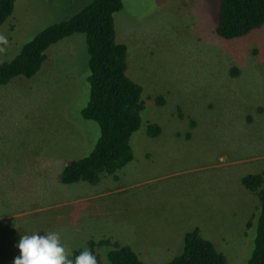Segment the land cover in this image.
<instances>
[{
  "label": "rangeland",
  "instance_id": "374dc122",
  "mask_svg": "<svg viewBox=\"0 0 264 264\" xmlns=\"http://www.w3.org/2000/svg\"><path fill=\"white\" fill-rule=\"evenodd\" d=\"M90 2L16 0L0 25V65ZM121 2L115 40L143 102L132 160L97 184L59 181L100 134L81 117L89 94L83 34L50 46L32 78L0 85V215L10 218L0 219V264H14L23 235L49 231L73 251L109 239L143 264H164L194 229L226 264H246L259 205L240 180H264V25L224 40L215 32L220 0ZM151 125L159 127L153 138ZM107 251L96 250L101 264Z\"/></svg>",
  "mask_w": 264,
  "mask_h": 264
},
{
  "label": "trees",
  "instance_id": "16d2710c",
  "mask_svg": "<svg viewBox=\"0 0 264 264\" xmlns=\"http://www.w3.org/2000/svg\"><path fill=\"white\" fill-rule=\"evenodd\" d=\"M16 0H0V25L12 14ZM215 32L224 40L246 36L264 25V0H220ZM122 9L121 0H91L70 18L50 25L24 44L15 57L0 65V85L16 77L32 78L46 59L45 51L60 40L83 34L88 54V102L81 117L94 121L99 137L88 156L71 160L63 168L59 181L63 185L79 182L97 184L100 176H112L132 160L130 138L140 127L141 88L126 76V48L115 40L113 16ZM232 75L237 70H232ZM162 103L158 98L157 104ZM159 127L151 125L147 134L153 138ZM263 175L241 178L244 189L256 195L254 247L246 264H264V188ZM250 227V223H248ZM87 248H108V264H143L128 247L109 239L90 240ZM73 251V255H78ZM97 255V254H96ZM98 260L99 257L97 256ZM164 264H226L225 257L194 229L183 237L182 252Z\"/></svg>",
  "mask_w": 264,
  "mask_h": 264
},
{
  "label": "clouds",
  "instance_id": "9594fccd",
  "mask_svg": "<svg viewBox=\"0 0 264 264\" xmlns=\"http://www.w3.org/2000/svg\"><path fill=\"white\" fill-rule=\"evenodd\" d=\"M2 39V38H0ZM20 255L14 264H101L92 249L85 247L78 255L62 242L59 231L38 232L23 235L17 245ZM104 264H107L106 257Z\"/></svg>",
  "mask_w": 264,
  "mask_h": 264
},
{
  "label": "crops",
  "instance_id": "0c3cea01",
  "mask_svg": "<svg viewBox=\"0 0 264 264\" xmlns=\"http://www.w3.org/2000/svg\"><path fill=\"white\" fill-rule=\"evenodd\" d=\"M22 202H23V201H22ZM26 202H30V199H29V200H26ZM66 204H67V203H62V206H65ZM12 214H13V213H12ZM6 215H7V214L0 215V219H1V220H3V219L10 220L9 215H7V216H6ZM1 216H4V217H1ZM79 219H80V218H79ZM79 219H78V220H79ZM78 220H77V221H78Z\"/></svg>",
  "mask_w": 264,
  "mask_h": 264
}]
</instances>
